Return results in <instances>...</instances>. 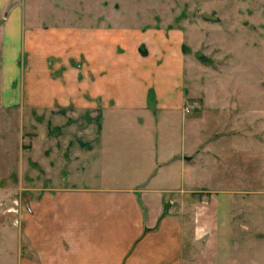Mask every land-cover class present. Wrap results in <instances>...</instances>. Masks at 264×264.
<instances>
[{
  "label": "crops",
  "instance_id": "obj_1",
  "mask_svg": "<svg viewBox=\"0 0 264 264\" xmlns=\"http://www.w3.org/2000/svg\"><path fill=\"white\" fill-rule=\"evenodd\" d=\"M9 3L0 0L5 83L21 79L24 89L4 97L43 118L39 133L33 124L25 132L39 184L26 230L42 264H264V205L202 200L188 216L174 205L211 196L207 182L218 175L213 142L186 111L182 34L99 24L109 16L95 13L84 25L27 26ZM227 225L232 252L210 241L224 245ZM80 230L86 249L37 247L74 244ZM188 233L203 243L184 255Z\"/></svg>",
  "mask_w": 264,
  "mask_h": 264
},
{
  "label": "rangeland",
  "instance_id": "obj_2",
  "mask_svg": "<svg viewBox=\"0 0 264 264\" xmlns=\"http://www.w3.org/2000/svg\"><path fill=\"white\" fill-rule=\"evenodd\" d=\"M17 3L23 9L27 26L58 22L69 27L84 25L91 23L86 15L95 13L109 16L107 21H98L99 24L127 28L157 26L179 31L185 49L184 86L189 109L186 111L199 119L203 134L213 142L210 155L218 163L210 168L212 172L217 170L218 175L207 182L211 196L195 193L179 197L184 202L182 207L174 198V205L185 216L193 213L194 204L202 200L211 206L222 200L231 206L235 201H242L244 206L264 205V0H17ZM13 4L16 0H10L9 6ZM49 15L51 20H45ZM59 15L60 18L56 17ZM1 48L0 42V264H42L26 230L30 202L37 197V192L30 188L39 184L32 178L38 170L30 157L33 151L25 132L33 124L39 133L43 118L31 116L21 101L5 100L6 88L22 92L24 87L21 79L6 86ZM22 61L23 58L20 66ZM227 215L233 217L234 213ZM80 232L75 235L78 238L74 244L65 241L48 246L40 240L37 247L48 253L86 249L82 239L90 235L85 230ZM234 233L235 229L227 225L221 235L224 245L217 236L210 241L232 252ZM189 235L184 237V255L202 248L203 242H192Z\"/></svg>",
  "mask_w": 264,
  "mask_h": 264
}]
</instances>
